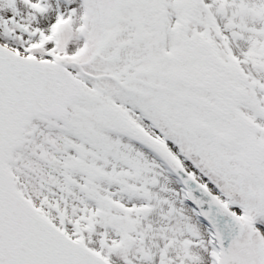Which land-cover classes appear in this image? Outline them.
<instances>
[{
	"label": "snow or ice",
	"instance_id": "obj_1",
	"mask_svg": "<svg viewBox=\"0 0 264 264\" xmlns=\"http://www.w3.org/2000/svg\"><path fill=\"white\" fill-rule=\"evenodd\" d=\"M0 264H264V0H0Z\"/></svg>",
	"mask_w": 264,
	"mask_h": 264
}]
</instances>
